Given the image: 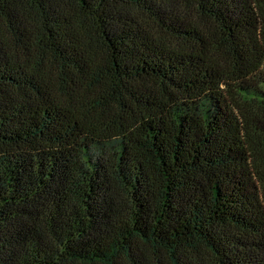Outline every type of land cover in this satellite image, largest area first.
I'll return each instance as SVG.
<instances>
[{"label":"trees","instance_id":"obj_1","mask_svg":"<svg viewBox=\"0 0 264 264\" xmlns=\"http://www.w3.org/2000/svg\"><path fill=\"white\" fill-rule=\"evenodd\" d=\"M0 264H264V0H0Z\"/></svg>","mask_w":264,"mask_h":264}]
</instances>
